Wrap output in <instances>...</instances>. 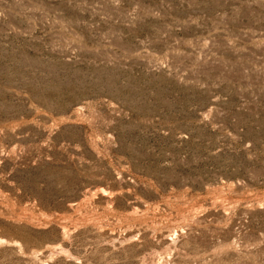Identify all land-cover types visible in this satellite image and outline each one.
Instances as JSON below:
<instances>
[{
	"label": "rangeland",
	"instance_id": "1",
	"mask_svg": "<svg viewBox=\"0 0 264 264\" xmlns=\"http://www.w3.org/2000/svg\"><path fill=\"white\" fill-rule=\"evenodd\" d=\"M0 264H264V0H0Z\"/></svg>",
	"mask_w": 264,
	"mask_h": 264
}]
</instances>
